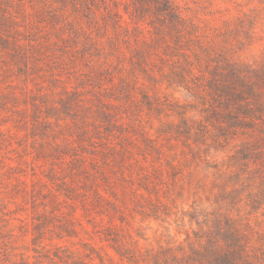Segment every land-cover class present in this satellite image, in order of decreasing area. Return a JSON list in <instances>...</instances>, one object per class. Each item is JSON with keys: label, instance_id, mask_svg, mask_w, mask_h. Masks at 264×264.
Instances as JSON below:
<instances>
[{"label": "rangeland", "instance_id": "rangeland-1", "mask_svg": "<svg viewBox=\"0 0 264 264\" xmlns=\"http://www.w3.org/2000/svg\"><path fill=\"white\" fill-rule=\"evenodd\" d=\"M201 241L264 264V0H0V264Z\"/></svg>", "mask_w": 264, "mask_h": 264}, {"label": "trees", "instance_id": "trees-1", "mask_svg": "<svg viewBox=\"0 0 264 264\" xmlns=\"http://www.w3.org/2000/svg\"><path fill=\"white\" fill-rule=\"evenodd\" d=\"M198 245L199 247H190V252L183 248L179 250L169 248L161 249V253L170 256V260L173 261L171 264H236L232 257L219 251V243L203 244L201 241ZM114 250L117 255L123 257L117 249Z\"/></svg>", "mask_w": 264, "mask_h": 264}]
</instances>
